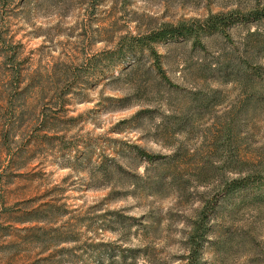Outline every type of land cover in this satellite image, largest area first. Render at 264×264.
Masks as SVG:
<instances>
[{"label":"rangeland","instance_id":"374dc122","mask_svg":"<svg viewBox=\"0 0 264 264\" xmlns=\"http://www.w3.org/2000/svg\"><path fill=\"white\" fill-rule=\"evenodd\" d=\"M228 3L0 1V136L11 132L7 144L0 139V264H184L190 222L208 190L191 167L185 191L152 195L130 183L106 184L97 164L115 158L143 174L131 145L178 151L185 163L220 162L222 154L210 152L214 137L232 125L233 152L239 149L248 169L264 165V104L246 107L239 83L203 77L204 65L215 68L245 54L247 27L234 28L232 41L205 38L206 50L189 42L160 45L167 75L184 88L179 91L138 92L128 76L113 81L102 67L79 77L71 70L112 48L119 36L202 19L226 11ZM142 62L151 63L147 55ZM198 92L211 98L210 106L173 133V118L185 105L197 106L190 96ZM147 108L155 110L138 114ZM202 262L264 264V200L241 192L221 202Z\"/></svg>","mask_w":264,"mask_h":264},{"label":"trees","instance_id":"16d2710c","mask_svg":"<svg viewBox=\"0 0 264 264\" xmlns=\"http://www.w3.org/2000/svg\"><path fill=\"white\" fill-rule=\"evenodd\" d=\"M0 1L4 6L9 0ZM239 26L248 29L242 46L245 54L236 57L239 61L235 58L227 59L225 64L215 68L204 65L203 77L239 83L246 107H258L264 104V6H261L259 0L243 12L238 8H230L227 11L210 13L202 19L163 23L147 32L124 34L118 37L112 48L93 54L86 64L74 67L71 72L73 76L79 77L84 72L91 75L99 69L105 70L111 73L110 78L113 81L128 76V83L138 92L147 93L149 88L157 90L163 86L168 90H183V87L174 83L167 75L163 64L165 55L158 47L167 46L169 43L189 42L194 48L206 50L205 38L221 36L227 41H232V30ZM144 55L150 58V64H142ZM114 71L118 73L114 74ZM198 94L200 93L190 96L191 103L196 102L197 106L187 104L183 115L177 119L173 118V133L183 132L193 122V118H198L201 111L210 106L211 98ZM154 110L142 109L138 114H147ZM167 118H170L168 123H172V117ZM236 136L234 127L227 125L222 128L217 138L214 137L210 152L215 155L222 154L224 158L220 162L185 163L178 151L166 155L131 145L129 152L132 159L145 164L143 174L131 171L115 158L107 157L97 164L96 173L101 175L106 184L113 180L128 183L127 185L130 183L133 185V191L152 195L180 194L192 183L190 178L184 177L186 168L191 167L190 171L195 173L199 185H206L208 190L202 192L201 206L190 222L186 240L188 252L184 264H203V248L210 240L212 221L221 202L241 192H253L254 201L264 200V165L253 169L246 168L239 149L236 148L237 153L235 150L233 152ZM10 137L11 132L7 130L0 139L2 138L3 144H7Z\"/></svg>","mask_w":264,"mask_h":264},{"label":"clouds","instance_id":"9594fccd","mask_svg":"<svg viewBox=\"0 0 264 264\" xmlns=\"http://www.w3.org/2000/svg\"><path fill=\"white\" fill-rule=\"evenodd\" d=\"M260 4L261 6H264V0H260ZM163 6H164L163 4L159 5V7H163ZM252 6H253L252 0H229V3L225 6V10L227 11L228 8H234V9L238 8L241 12H243Z\"/></svg>","mask_w":264,"mask_h":264}]
</instances>
